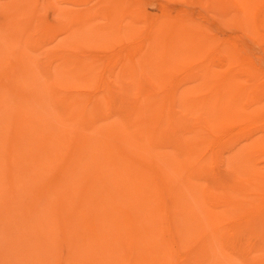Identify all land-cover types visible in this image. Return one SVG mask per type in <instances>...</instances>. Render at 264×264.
<instances>
[{
	"label": "bare ground",
	"instance_id": "6f19581e",
	"mask_svg": "<svg viewBox=\"0 0 264 264\" xmlns=\"http://www.w3.org/2000/svg\"><path fill=\"white\" fill-rule=\"evenodd\" d=\"M0 264H264V0H0Z\"/></svg>",
	"mask_w": 264,
	"mask_h": 264
},
{
	"label": "rangeland",
	"instance_id": "374dc122",
	"mask_svg": "<svg viewBox=\"0 0 264 264\" xmlns=\"http://www.w3.org/2000/svg\"><path fill=\"white\" fill-rule=\"evenodd\" d=\"M46 19H47L49 22L51 21L50 13H48V14L46 15Z\"/></svg>",
	"mask_w": 264,
	"mask_h": 264
}]
</instances>
